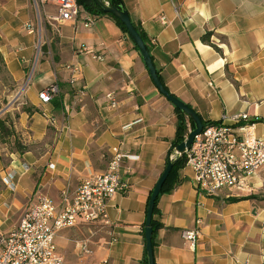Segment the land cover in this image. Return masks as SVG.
Wrapping results in <instances>:
<instances>
[{"label":"crops","instance_id":"obj_1","mask_svg":"<svg viewBox=\"0 0 264 264\" xmlns=\"http://www.w3.org/2000/svg\"><path fill=\"white\" fill-rule=\"evenodd\" d=\"M123 3L172 95L203 121L234 124L248 114L264 137V0ZM57 16L53 3L45 6L40 28L32 0H0V52L20 92L7 111L9 136L0 138V234L17 228L40 195L60 210L62 192L72 195L90 173L105 172L119 148L138 159L124 160L128 189L110 199L109 224L80 220L61 229L57 249L66 264H145L149 198L177 157L175 107L114 19L84 9L74 20ZM89 16L95 22L86 28ZM67 65L79 67L76 82ZM52 84L59 93L43 104L39 92ZM176 178L157 201L155 264H264V166L243 187L214 196L198 192L186 164ZM195 228L193 247L183 232Z\"/></svg>","mask_w":264,"mask_h":264},{"label":"built area","instance_id":"obj_2","mask_svg":"<svg viewBox=\"0 0 264 264\" xmlns=\"http://www.w3.org/2000/svg\"><path fill=\"white\" fill-rule=\"evenodd\" d=\"M32 1L39 16L40 28L41 13L50 3L57 8L58 16L55 19L59 22L76 19L83 9L78 0ZM94 22L95 18L89 16L85 20V27H91ZM29 29L34 33L32 25ZM82 49L94 58L104 60L91 48ZM66 69L71 73V82H76L80 75L79 67L67 65ZM58 93V85L52 84L39 92V99L43 104H49ZM108 98L116 107L113 95L109 94ZM234 121V124L220 121L204 126L193 147L185 154L186 165L194 173L199 193L214 196L227 187H243L245 181L264 166V137L258 136L256 124L249 121L248 114L238 115ZM126 159L137 160L138 157L125 155L119 148H114L105 172L90 173L72 195L62 192L60 210L50 197L38 196L35 204L25 212L19 226L7 234H0V264H66L57 249V233L77 225L80 220L109 224L110 199L128 189V183L122 177ZM170 159L175 157L171 156ZM197 223H201V220ZM183 238L195 247L200 239V229L184 231ZM85 250L89 253L88 249Z\"/></svg>","mask_w":264,"mask_h":264},{"label":"water","instance_id":"obj_3","mask_svg":"<svg viewBox=\"0 0 264 264\" xmlns=\"http://www.w3.org/2000/svg\"><path fill=\"white\" fill-rule=\"evenodd\" d=\"M103 11L105 13L112 14L121 23L125 26L128 31L129 36L131 37L132 41L135 43L137 48L139 49L140 54L142 55L143 61L148 68V71L151 75V78L154 81V84L160 91V93L166 97V99L178 110H180L183 114L187 116L194 123V129L189 131L188 136L186 139L178 144L174 148V152L178 157H182L186 154L188 150H190L194 143L197 136H199L203 129L204 123L202 118L198 115V113L189 105L178 99L176 96L172 95L168 89L163 84L162 80L160 79L158 70L156 69L151 53L148 50L147 44L144 42L142 36L136 29L131 17L126 10L125 6L122 5L121 7H115L110 3V0H97ZM177 162V157L173 160L169 159L168 164L162 173L159 181L157 182L154 190L152 191L148 203L147 208V219H146V227H145V245H146V258L147 264H155V257H154V246H153V228H152V219L153 213L156 206V202L162 192V188L168 179L173 167Z\"/></svg>","mask_w":264,"mask_h":264},{"label":"trees","instance_id":"obj_4","mask_svg":"<svg viewBox=\"0 0 264 264\" xmlns=\"http://www.w3.org/2000/svg\"><path fill=\"white\" fill-rule=\"evenodd\" d=\"M110 3L113 6H115V7H121L122 5H124L123 0H110ZM78 4L80 5V7H82L85 11L89 12L90 14H93V15H106V16L111 17L120 26V28L122 29V31L125 32L129 36L127 29L121 23V21L118 20L112 14L105 13L103 11L100 3L97 0H78ZM134 25H135L136 29L138 30V32L140 33V35L142 36L144 42L147 44L148 50L150 51L149 41H148L147 36L145 35L143 29L141 28L140 25H137L135 23H134ZM210 37H211V34H208L207 36H205L204 40H208V39H210ZM130 39H131V37H130ZM136 48H137V46H136ZM2 69H6L7 70L6 65H5L4 58H3V56H2V54L0 52V70H2ZM159 76H160V74H159ZM160 79L162 80L161 76H160ZM175 110H176V113H177V116H178V123H177V134H176V139L174 140V143H173L172 153H174V148L178 144L182 143L186 139V137L188 136L189 131H190L189 126H188L187 116L185 114H183L177 108H175ZM189 122L191 124V129H194V127H195L194 126V123L190 119H189ZM203 123H204V126H208L210 124H217L219 122L203 121ZM2 126L5 128V124H3ZM2 128L0 127V130H2ZM185 164H186V156L185 155L182 156V157H178L177 156V162H176L175 166L173 167V169H172V171H171L168 179L166 180V182H165V184H164V186L162 188V192H161L160 195H162L164 193L171 192L178 185V180L176 178V173H177V170L180 167L184 166ZM157 213H158V210H157V202H156V206H155L154 213H153V219H152L153 246H154L155 234H156L157 230L161 226V224L155 219V216H156ZM145 264H147V261L146 260H145Z\"/></svg>","mask_w":264,"mask_h":264},{"label":"rangeland","instance_id":"obj_5","mask_svg":"<svg viewBox=\"0 0 264 264\" xmlns=\"http://www.w3.org/2000/svg\"><path fill=\"white\" fill-rule=\"evenodd\" d=\"M19 93L20 92L17 91L16 83L10 76L8 70H0V127L2 128V125L5 124V128L3 127L2 130H0L1 138L9 136V124L12 120L7 111L10 107L15 105V101L18 100L16 97H18ZM14 99L16 100L14 101ZM12 101L14 102L11 103Z\"/></svg>","mask_w":264,"mask_h":264}]
</instances>
